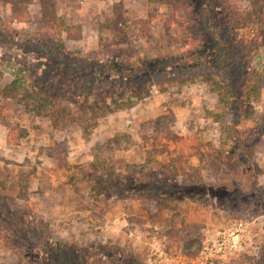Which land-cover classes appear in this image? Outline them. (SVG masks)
Instances as JSON below:
<instances>
[{
  "label": "rangeland",
  "instance_id": "1",
  "mask_svg": "<svg viewBox=\"0 0 264 264\" xmlns=\"http://www.w3.org/2000/svg\"><path fill=\"white\" fill-rule=\"evenodd\" d=\"M187 1L191 11L177 13L165 31L171 13L166 5L54 0L55 16L80 27V40L67 41L66 48L82 57L57 52L51 40L33 37L44 32L39 0H29L30 22L13 21L12 31L0 28V90L13 80V69L24 71L25 86L36 98L43 96L38 102L46 116L13 100L0 101L1 129L7 133L10 124L26 130L0 155V264H148V255L157 258L161 250L201 264L205 244L220 240L235 221L254 229L252 236L242 250L213 264H264V50L238 44L245 29L231 40L234 31L222 15L252 14L255 0ZM9 15L5 4L1 16L8 21ZM115 15L122 31L117 43L110 30L100 28ZM143 19L149 22V38L138 33L136 22ZM248 25L245 35L257 34L264 42L261 21ZM185 38L192 51L183 46ZM57 61L63 62L60 69ZM117 72L127 77L120 79ZM206 77L224 85L230 98L221 100ZM245 77L251 86L262 84L247 114ZM154 84L128 110L80 103L99 86L112 93ZM115 114L128 117L123 125L118 122L113 137L93 135ZM165 121L170 124L162 129ZM95 123L85 137L80 125ZM167 130L169 139L163 141ZM1 135L0 130V142ZM175 136L183 143H175ZM165 143L167 150L155 153ZM133 147L144 153L143 164L123 168L110 159ZM53 158L69 169L56 167ZM75 187L86 188L90 198L67 200ZM160 199L168 206H158Z\"/></svg>",
  "mask_w": 264,
  "mask_h": 264
},
{
  "label": "trees",
  "instance_id": "2",
  "mask_svg": "<svg viewBox=\"0 0 264 264\" xmlns=\"http://www.w3.org/2000/svg\"><path fill=\"white\" fill-rule=\"evenodd\" d=\"M146 1L148 4L166 5L170 9L171 13L164 20L165 31L169 30V28L175 23V16L177 13H182V14L187 15L191 11V6L187 0H146ZM5 4L10 6V15H9L8 21L4 20L1 16L2 7ZM28 4H29V0H0V28H6L7 30L12 31V28H10L11 27L10 25L13 21H16L19 23L30 22V17L27 11ZM39 6H40L42 22L44 24V32L40 34L38 33L33 34V37L51 40L57 52H61L62 54L69 55V56L82 57L80 52H70L66 48L67 41L76 42L80 40V37H81L80 27L76 25L68 26L55 16L54 0H39ZM250 13L251 12L244 13L241 16L235 14L233 16L231 15V18H230L226 16V14L223 12L222 15H224V17L228 21L226 25L229 27L232 33L234 31V38H230L231 40L234 41L236 40L237 37H240L244 29L246 32V30L249 28V25L247 27L245 25H247L250 20H252L254 23H258L259 21H261L260 27L264 28V0H255L253 3L252 14ZM119 21H120V16L115 15V17L111 19H104L102 25H100L101 29L104 28V29L110 30V34L113 38L112 42H115V43H117V39L119 38L118 34L122 32L121 27L118 24ZM136 23L139 25L138 27L139 35L146 36L147 38H149L151 36V32H150L148 20L143 19V20H139ZM233 25H234V30H233ZM216 32L218 33V31L216 30V26H215V33ZM245 32L239 38L238 44H243L244 46H254V50H256V53L261 49L264 50V42L260 41L261 37L259 35L256 34L250 39L245 35ZM62 35H64V38L62 37ZM101 41L102 40L100 39V42ZM130 41L129 43L131 46L132 44ZM184 43L185 45L187 43L188 45L187 49L192 51L193 48L188 38H185L183 40V46H184ZM192 43H193V46L195 47L196 42L192 41ZM224 44L227 46V43H224ZM196 49L200 50V47L197 46ZM201 54H203L202 51H201ZM100 57L101 55L99 54L97 57L98 60H100ZM252 59H255V58H252ZM256 59L258 60V58ZM71 64L72 63L68 64L67 68H69L70 66V69H71ZM61 65H63V62L57 61V63L55 64V66H57L59 69ZM129 71L130 70H128V72ZM117 74H118V78L120 79H124L127 77L126 73L117 72ZM99 79H101L100 76H99ZM204 81H209L207 82V84L211 87V90L215 92L221 100L222 99L224 100L226 98L228 100L230 98L229 92L226 90L224 85H222L217 80H214V79L210 80L208 79V77H206ZM25 84H27V77L25 76L24 71L13 69V80L7 86H5L4 88L0 90V101L13 100L17 102L19 105H21L25 111L34 113V115H37V116L46 117L44 115L45 111L42 107L43 105L42 106L39 105V102H38V98L43 97L42 94L39 93L36 98L35 93L29 90L31 86L28 87L27 85L25 86ZM170 85H172V83ZM155 86H157V84L150 85L148 86L147 89H144L145 87L143 88L141 87L133 88L132 87V88H125V89L120 88V89H116L112 93L106 89L101 90V86H99V88L96 90L98 91L97 93L93 91L92 92L90 91V94L86 93V97L88 98L86 100H81L80 103H82L83 105H88V107H92L95 105L100 106V108H103V109L113 107L112 109L113 112H117V111L124 110V109L128 110V109L133 108L137 101L143 100L145 97H147L149 93L155 88ZM169 87L164 88V89H159V90L161 92H165ZM261 87H262V84L261 85L258 84L257 86H251L249 84V78L247 79L245 77L243 89H242V100H243L242 107H243L244 114L248 113L249 103L252 101H257ZM65 91L66 93H70V91H67V90ZM88 100L90 101L89 104H87ZM228 103L231 104V100H229ZM167 111L168 113H170V110H167ZM157 121L158 120H155L154 122H152L151 127H153L154 123L156 124ZM169 124H170L169 122L165 121L164 124L162 125V129H167ZM96 126H97L96 123L88 127L84 125H80L82 133L85 137L89 136L91 134V131L95 129ZM6 128L8 129V131H7L5 139L8 144L17 145L18 141L26 135V130L19 129V128L17 130L16 126L12 127V125L7 124ZM159 132L161 134L162 130ZM169 135H170L169 130L163 132L162 134L163 141L168 140ZM174 138L179 139L178 141H174L175 143L177 142L180 144L183 143L182 142L183 140L179 138L178 136H175ZM166 143L162 149L156 150L155 153L161 154L165 152L167 150ZM53 161L56 167L62 168V169H69V166H67V164L64 163L63 161L61 165L60 164L57 165V158H53ZM58 161H61V160H58ZM156 202L158 206L159 205H163L164 207L166 205L168 206V204L164 203L161 199L157 200ZM173 208L175 209V211H177V213L181 209V207L176 204Z\"/></svg>",
  "mask_w": 264,
  "mask_h": 264
},
{
  "label": "built area",
  "instance_id": "3",
  "mask_svg": "<svg viewBox=\"0 0 264 264\" xmlns=\"http://www.w3.org/2000/svg\"><path fill=\"white\" fill-rule=\"evenodd\" d=\"M254 229L243 221H235L230 225L226 232L222 233L220 240L217 242L212 241L205 244L201 255L204 263L201 264H213L216 260L226 259L227 255L242 250L246 244V239L252 236ZM217 245V246H216ZM184 256L179 252L173 257H168L164 251L159 252L157 258L151 254L147 257L148 264H198V259L195 261L193 258L188 259L187 262H183ZM153 258V259H152ZM185 258V257H184ZM195 261V262H193ZM189 262V263H188Z\"/></svg>",
  "mask_w": 264,
  "mask_h": 264
},
{
  "label": "crops",
  "instance_id": "4",
  "mask_svg": "<svg viewBox=\"0 0 264 264\" xmlns=\"http://www.w3.org/2000/svg\"><path fill=\"white\" fill-rule=\"evenodd\" d=\"M170 101H169V103H172L171 104L172 109L174 110V112H177V106L173 105L174 102H172V101L170 102ZM125 117H128V115L120 116V115L115 114V116H113V121H111L107 126H102V127L99 126L97 131H95V133L93 135L100 134V137H105L106 139L113 137L115 132L117 131V127H118L117 125H119L118 122L119 121L121 122V120H122L121 125H123V121H124ZM0 130L3 133V136L1 135V142H0V155H2L1 152H3L2 151L3 148H5L6 151H10V149H9L10 145L7 144L6 139H5L7 133L5 131H3V128L1 129V126H0ZM47 142H48V140H47ZM13 148H15V147H13ZM194 158H190V160H192ZM110 159L112 161L118 162L119 164H121L123 166V168H125V166L127 164H133V163L143 164L144 160H145V155L138 147H136V148L133 147V149H131L130 151L125 150V151L115 153L113 155V157H111ZM111 165H113V164H111ZM77 187H78V185H77ZM77 187H75V189H73L71 192H69L67 194L68 195L67 200L69 199L71 202H73L74 200L72 199V197H76V199H75L76 202L77 201H83L84 202V200L90 198L89 197V191L86 188H84V190H83V189H79V188L76 189Z\"/></svg>",
  "mask_w": 264,
  "mask_h": 264
}]
</instances>
